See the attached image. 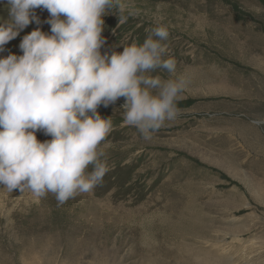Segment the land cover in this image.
<instances>
[{
    "label": "rangeland",
    "instance_id": "374dc122",
    "mask_svg": "<svg viewBox=\"0 0 264 264\" xmlns=\"http://www.w3.org/2000/svg\"><path fill=\"white\" fill-rule=\"evenodd\" d=\"M36 16L0 58L51 34L49 13ZM161 25L176 69L150 75L186 82L177 118L145 140L123 124V98L100 106L108 171L63 206L0 185V264H264V0H118L101 52L142 46Z\"/></svg>",
    "mask_w": 264,
    "mask_h": 264
},
{
    "label": "clouds",
    "instance_id": "9594fccd",
    "mask_svg": "<svg viewBox=\"0 0 264 264\" xmlns=\"http://www.w3.org/2000/svg\"><path fill=\"white\" fill-rule=\"evenodd\" d=\"M117 3L7 0L9 20L0 25V52L33 21L39 24L37 9L49 13L51 34L33 30L19 45L23 55L0 58L2 190L30 193L36 200L51 194L58 206L93 192L108 171L101 145L112 130L100 106L123 98V124L145 140L177 118L186 82L150 75L176 69L174 58L164 59L166 26L152 29L142 46L101 52L104 16ZM123 12L121 5L119 24L128 19ZM37 132L51 139L41 142Z\"/></svg>",
    "mask_w": 264,
    "mask_h": 264
},
{
    "label": "crops",
    "instance_id": "0c3cea01",
    "mask_svg": "<svg viewBox=\"0 0 264 264\" xmlns=\"http://www.w3.org/2000/svg\"><path fill=\"white\" fill-rule=\"evenodd\" d=\"M263 146H264V135H263Z\"/></svg>",
    "mask_w": 264,
    "mask_h": 264
}]
</instances>
